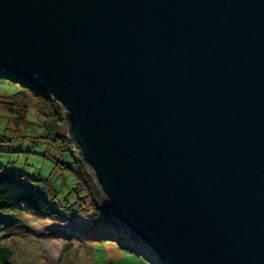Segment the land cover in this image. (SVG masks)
<instances>
[{"label": "water", "instance_id": "water-1", "mask_svg": "<svg viewBox=\"0 0 264 264\" xmlns=\"http://www.w3.org/2000/svg\"><path fill=\"white\" fill-rule=\"evenodd\" d=\"M0 68L165 264H264V0H0Z\"/></svg>", "mask_w": 264, "mask_h": 264}, {"label": "rangeland", "instance_id": "rangeland-1", "mask_svg": "<svg viewBox=\"0 0 264 264\" xmlns=\"http://www.w3.org/2000/svg\"><path fill=\"white\" fill-rule=\"evenodd\" d=\"M20 90V84L0 78V98ZM59 132L68 135L66 122L59 126ZM46 136L43 117L33 107L20 120L15 112L0 104V167L35 179L36 191L48 199L51 207L57 208L65 203L68 211L75 210L76 196L80 194L77 180L71 171L57 165L59 159L66 163L72 161L71 152L61 151ZM84 199L90 200L85 196ZM87 211L89 215L95 214L91 207ZM3 214L5 223L0 222V247L11 248L13 261L17 264H110L109 258L112 257L109 255L113 251L104 245L105 242H113L119 249L131 247L150 264H165L148 244L139 238H130L134 232L115 214L108 220L86 224L87 240H78L77 246L69 250L62 249L63 243L68 241L65 238H58L60 241L52 245L43 243L45 236L38 233L46 225L49 228L50 223L43 221L31 206H24L23 211L6 210Z\"/></svg>", "mask_w": 264, "mask_h": 264}, {"label": "trees", "instance_id": "trees-1", "mask_svg": "<svg viewBox=\"0 0 264 264\" xmlns=\"http://www.w3.org/2000/svg\"><path fill=\"white\" fill-rule=\"evenodd\" d=\"M0 78L10 79L21 85L20 91L0 98V104L15 112L20 120L24 119L28 110L33 107L43 117V126L47 132L46 137L54 141L61 151L71 152L72 161L66 163L59 159L57 165L74 174L77 180V191H80V194L76 196L75 210L69 209L68 211L65 203L54 208L50 206L48 199L36 191L38 184L36 187V184L33 183L35 179L0 167V212L6 210L23 211L24 206H31L38 212L43 221L50 223L49 228L46 225L38 234L57 239L69 240L75 236L86 239L84 230L86 224L98 220H108L114 213L96 183L93 172L73 149V142L66 133L59 132V126L65 122V109L51 95L13 73L0 68ZM84 196L90 200L87 201ZM89 207L93 209L95 214L89 215L87 213ZM130 238L138 237L132 233ZM11 255V248L8 246L0 247V264H13L9 260Z\"/></svg>", "mask_w": 264, "mask_h": 264}, {"label": "crops", "instance_id": "crops-1", "mask_svg": "<svg viewBox=\"0 0 264 264\" xmlns=\"http://www.w3.org/2000/svg\"><path fill=\"white\" fill-rule=\"evenodd\" d=\"M0 215L2 216L0 218V222L3 221L5 223V221L2 220L3 217H5L3 212H0ZM80 239H81L80 236H75V237L69 239L68 241L63 243L62 249L63 250L64 249L69 250L70 247L72 248V247L77 246L76 244H77L78 240H80ZM84 240H87V238ZM98 240H100V239H98ZM112 240H114V239H112ZM42 241H43V243L47 242L48 245H52L53 242L60 241V239H56V238L50 239V238L43 237ZM95 242H97V240ZM104 245L109 246L108 248L112 249V251H113L112 254L109 255V257H112V258H109L110 264H116V262H118V264H150L149 261L142 258L141 253L135 251L132 248L131 249L130 248H122L120 246V248H122V249H119V247L117 245H115V243H113V242H107V243L105 242ZM136 247H137V249H139V246H136ZM13 256H14V253L12 251V255L10 256L9 260L13 264H17V262L13 261ZM120 261L125 262V263H121Z\"/></svg>", "mask_w": 264, "mask_h": 264}, {"label": "built area", "instance_id": "built-area-1", "mask_svg": "<svg viewBox=\"0 0 264 264\" xmlns=\"http://www.w3.org/2000/svg\"><path fill=\"white\" fill-rule=\"evenodd\" d=\"M73 149L77 151V148L74 146V144H73Z\"/></svg>", "mask_w": 264, "mask_h": 264}, {"label": "bare ground", "instance_id": "bare-ground-1", "mask_svg": "<svg viewBox=\"0 0 264 264\" xmlns=\"http://www.w3.org/2000/svg\"><path fill=\"white\" fill-rule=\"evenodd\" d=\"M40 228V227H39Z\"/></svg>", "mask_w": 264, "mask_h": 264}]
</instances>
